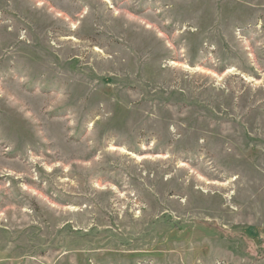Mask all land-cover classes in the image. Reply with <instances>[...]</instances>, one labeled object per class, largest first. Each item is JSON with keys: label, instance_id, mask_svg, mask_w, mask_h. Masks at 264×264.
Masks as SVG:
<instances>
[{"label": "rangeland", "instance_id": "1", "mask_svg": "<svg viewBox=\"0 0 264 264\" xmlns=\"http://www.w3.org/2000/svg\"><path fill=\"white\" fill-rule=\"evenodd\" d=\"M0 264H264V0H0Z\"/></svg>", "mask_w": 264, "mask_h": 264}, {"label": "trees", "instance_id": "2", "mask_svg": "<svg viewBox=\"0 0 264 264\" xmlns=\"http://www.w3.org/2000/svg\"><path fill=\"white\" fill-rule=\"evenodd\" d=\"M177 228H179L180 229V227L177 225Z\"/></svg>", "mask_w": 264, "mask_h": 264}]
</instances>
